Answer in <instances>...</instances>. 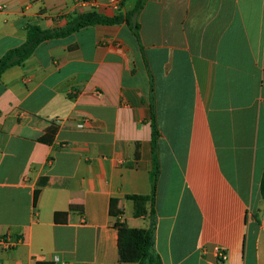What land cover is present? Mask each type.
Listing matches in <instances>:
<instances>
[{
    "label": "crops",
    "instance_id": "1",
    "mask_svg": "<svg viewBox=\"0 0 264 264\" xmlns=\"http://www.w3.org/2000/svg\"><path fill=\"white\" fill-rule=\"evenodd\" d=\"M135 2L0 0V58L29 25ZM139 22L141 43L125 23L96 25L3 74L0 238L22 242L2 264H126L110 202L151 227L127 196L152 192V103L162 263L264 264V0H149Z\"/></svg>",
    "mask_w": 264,
    "mask_h": 264
},
{
    "label": "trees",
    "instance_id": "2",
    "mask_svg": "<svg viewBox=\"0 0 264 264\" xmlns=\"http://www.w3.org/2000/svg\"><path fill=\"white\" fill-rule=\"evenodd\" d=\"M149 0H136L134 8L124 13H119L113 17L106 16L97 12L74 13L64 17L66 24L54 29H42L38 25H29L27 29V39L21 46L9 50L0 58V84L3 74L9 69L23 65L43 43L62 39L71 36L85 28L96 25H119L125 23L133 32L138 42L141 43V25L139 16L144 10ZM151 121L153 127V154L154 167L151 172L152 192L148 196H127L128 200L134 203V216L151 219L149 229L130 228L122 220L124 211L120 206V200L111 199L110 215L115 219L114 226L118 230L119 240V260L126 264H163L161 257L155 250V232H156V194L159 178L158 161V138L160 136L157 128L154 104L151 105ZM261 193L264 198V177L261 183ZM36 204V202H35ZM150 205V208H148Z\"/></svg>",
    "mask_w": 264,
    "mask_h": 264
},
{
    "label": "built area",
    "instance_id": "3",
    "mask_svg": "<svg viewBox=\"0 0 264 264\" xmlns=\"http://www.w3.org/2000/svg\"><path fill=\"white\" fill-rule=\"evenodd\" d=\"M78 127L82 129L85 127V124L81 123L78 125ZM21 242H22L21 238H14L10 234H7L6 236L0 238V249L12 250V249L16 248ZM223 256H224L223 251L219 250V258L223 259ZM57 262H58V260H57ZM0 264H2V263L0 262Z\"/></svg>",
    "mask_w": 264,
    "mask_h": 264
}]
</instances>
